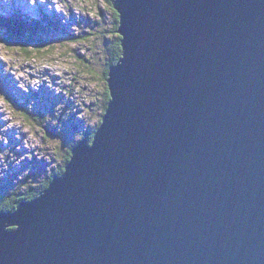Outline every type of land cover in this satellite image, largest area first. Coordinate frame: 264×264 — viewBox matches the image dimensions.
<instances>
[{"label":"water","instance_id":"95a60500","mask_svg":"<svg viewBox=\"0 0 264 264\" xmlns=\"http://www.w3.org/2000/svg\"><path fill=\"white\" fill-rule=\"evenodd\" d=\"M93 145L0 212V264H264V0H113Z\"/></svg>","mask_w":264,"mask_h":264},{"label":"rangeland","instance_id":"374dc122","mask_svg":"<svg viewBox=\"0 0 264 264\" xmlns=\"http://www.w3.org/2000/svg\"><path fill=\"white\" fill-rule=\"evenodd\" d=\"M113 9L110 0H0V199L47 179L82 140L93 145L119 61L109 64ZM6 18L34 28L29 47Z\"/></svg>","mask_w":264,"mask_h":264},{"label":"trees","instance_id":"16d2710c","mask_svg":"<svg viewBox=\"0 0 264 264\" xmlns=\"http://www.w3.org/2000/svg\"><path fill=\"white\" fill-rule=\"evenodd\" d=\"M113 0H110V3L112 4ZM115 17H116V26L115 29L113 30V32L115 33V38L116 40L114 41L113 45L109 48L110 50V62L109 64L112 65L114 63H116L122 56V52L123 49L121 47V36L117 33V28H118V13L113 9ZM47 18V19H46ZM45 18V22H50L48 17L46 16ZM25 19H18L17 21H14L11 18H6L2 20V23L7 27L9 32H12V30L14 29L15 32L13 33L14 35L12 36L15 40L23 43V45H25V47H29L26 46L27 45V37L32 38L35 36V32H34V28L31 26H27V24L23 23ZM17 28V29H16ZM12 35V34H11ZM45 39V38H43ZM110 100V95H109V89L107 91V98H106V103L103 106V113H105L106 108H107V104ZM11 102V101H10ZM34 117V120L37 121V123L42 124V119ZM101 122V121H100ZM39 124V125H40ZM93 132L89 135L91 138L93 137ZM70 154L68 155V157L66 158L64 165L57 171H55L54 173H62L64 171V167L67 164L68 160H69ZM52 173L51 175H49L47 177V179H44L42 181H40L38 184H34L32 186H29V188L27 190H25L23 193H18V192H13L10 194V196L8 198H3L0 199V211H13L15 210L18 205L24 201V200H31L34 199L35 197H37L51 182V180L53 179V177L55 176V174Z\"/></svg>","mask_w":264,"mask_h":264},{"label":"bare ground","instance_id":"6f19581e","mask_svg":"<svg viewBox=\"0 0 264 264\" xmlns=\"http://www.w3.org/2000/svg\"><path fill=\"white\" fill-rule=\"evenodd\" d=\"M2 3H3V2H2ZM20 4H21V3H20ZM21 5H22V6H25L24 8H26V9H27V8H30L29 5H27V4L22 3Z\"/></svg>","mask_w":264,"mask_h":264},{"label":"snow or ice","instance_id":"6c2138e0","mask_svg":"<svg viewBox=\"0 0 264 264\" xmlns=\"http://www.w3.org/2000/svg\"><path fill=\"white\" fill-rule=\"evenodd\" d=\"M37 2V0H31L32 4H35Z\"/></svg>","mask_w":264,"mask_h":264}]
</instances>
